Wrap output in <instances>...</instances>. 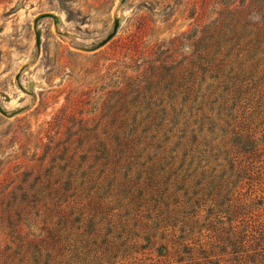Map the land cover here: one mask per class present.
<instances>
[{
    "label": "rangeland",
    "instance_id": "obj_1",
    "mask_svg": "<svg viewBox=\"0 0 264 264\" xmlns=\"http://www.w3.org/2000/svg\"><path fill=\"white\" fill-rule=\"evenodd\" d=\"M233 1L0 0V264H264V54L201 59Z\"/></svg>",
    "mask_w": 264,
    "mask_h": 264
},
{
    "label": "trees",
    "instance_id": "obj_2",
    "mask_svg": "<svg viewBox=\"0 0 264 264\" xmlns=\"http://www.w3.org/2000/svg\"><path fill=\"white\" fill-rule=\"evenodd\" d=\"M226 14H228L231 24H229L228 30L230 38L226 39L221 32H218L220 25L215 26V31L211 32L210 25H207L206 35L200 38L199 41H206V47L204 50H208L207 47H218V50H214V53L206 54L201 57L202 60H211V57L215 56L220 51V46H225V43H233L229 47L230 54H238L240 51L245 52L246 56L250 59L254 58L257 53L264 54V0H239L236 5V1L229 3L226 7ZM217 23V22H216ZM220 23V22H219ZM224 35H226L224 33ZM222 63V62H221ZM222 65V64H220ZM252 193V192H251ZM64 196L62 193H56L55 197L59 200ZM118 197H123L120 193ZM132 196V194H131ZM133 197V196H132ZM133 204L135 199L130 200ZM64 221H67L66 218ZM52 240L56 239L52 236ZM54 243V242H53ZM37 255L39 253L36 252Z\"/></svg>",
    "mask_w": 264,
    "mask_h": 264
}]
</instances>
